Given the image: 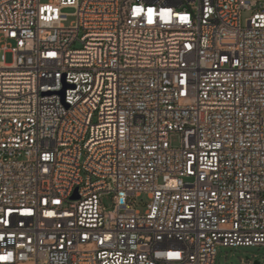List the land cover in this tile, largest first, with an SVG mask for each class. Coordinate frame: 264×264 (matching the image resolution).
<instances>
[{
	"label": "built area",
	"instance_id": "1",
	"mask_svg": "<svg viewBox=\"0 0 264 264\" xmlns=\"http://www.w3.org/2000/svg\"><path fill=\"white\" fill-rule=\"evenodd\" d=\"M218 246H264V0H0V264Z\"/></svg>",
	"mask_w": 264,
	"mask_h": 264
},
{
	"label": "rangeland",
	"instance_id": "2",
	"mask_svg": "<svg viewBox=\"0 0 264 264\" xmlns=\"http://www.w3.org/2000/svg\"><path fill=\"white\" fill-rule=\"evenodd\" d=\"M50 0H41L43 3H47ZM75 9L67 8L65 9L66 13L72 14ZM249 12L243 13V21H245L248 17H250ZM75 20L73 16L69 17L67 24ZM12 59L10 54H7V62H10ZM171 141L175 144L179 141V136L177 134H173L171 137ZM147 201V196L142 195L141 197H137L136 203H140L141 201ZM102 202L107 207H111L112 201L109 196H106L102 199ZM251 258L253 263L258 260L260 264H264V246H240V247H224L218 246L217 248V258L216 264H243L242 259Z\"/></svg>",
	"mask_w": 264,
	"mask_h": 264
},
{
	"label": "water",
	"instance_id": "3",
	"mask_svg": "<svg viewBox=\"0 0 264 264\" xmlns=\"http://www.w3.org/2000/svg\"><path fill=\"white\" fill-rule=\"evenodd\" d=\"M70 85L69 84H65V87L64 89L61 91V94L64 96L65 95V91L67 89V87H69ZM255 264H260V262L258 260L255 261Z\"/></svg>",
	"mask_w": 264,
	"mask_h": 264
},
{
	"label": "snow or ice",
	"instance_id": "4",
	"mask_svg": "<svg viewBox=\"0 0 264 264\" xmlns=\"http://www.w3.org/2000/svg\"><path fill=\"white\" fill-rule=\"evenodd\" d=\"M137 11H140V10H139V9H137ZM148 11H149V16H151V12H152V10H151V9H149ZM0 259H7V257H0Z\"/></svg>",
	"mask_w": 264,
	"mask_h": 264
}]
</instances>
